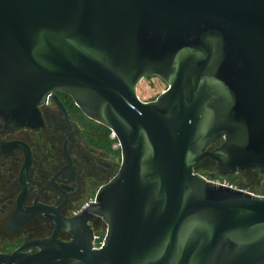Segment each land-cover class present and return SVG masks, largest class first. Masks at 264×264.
Segmentation results:
<instances>
[{
	"label": "water",
	"instance_id": "obj_1",
	"mask_svg": "<svg viewBox=\"0 0 264 264\" xmlns=\"http://www.w3.org/2000/svg\"><path fill=\"white\" fill-rule=\"evenodd\" d=\"M151 76L167 88L143 102ZM54 91L115 135L120 167L0 264H264V196L194 169L264 175V0H0V126H35Z\"/></svg>",
	"mask_w": 264,
	"mask_h": 264
},
{
	"label": "flooded vegetation",
	"instance_id": "obj_2",
	"mask_svg": "<svg viewBox=\"0 0 264 264\" xmlns=\"http://www.w3.org/2000/svg\"><path fill=\"white\" fill-rule=\"evenodd\" d=\"M38 117L33 127L0 126V253L50 238L51 217H78L120 167L115 135L69 95L51 92ZM97 223L106 227L95 215L86 222L93 237ZM56 238L71 240L62 230Z\"/></svg>",
	"mask_w": 264,
	"mask_h": 264
},
{
	"label": "rangeland",
	"instance_id": "obj_3",
	"mask_svg": "<svg viewBox=\"0 0 264 264\" xmlns=\"http://www.w3.org/2000/svg\"><path fill=\"white\" fill-rule=\"evenodd\" d=\"M166 88V83L160 78L155 76L145 77L137 85V96L143 102L153 101L160 93L165 91ZM197 173L204 176L208 180H217L236 186H242L244 190H247L255 195L264 196V175L257 172L246 171L222 175L216 171L215 163L210 160H203L199 163ZM97 225L98 227L95 236L98 237V241H102L105 235L106 227L102 223H97Z\"/></svg>",
	"mask_w": 264,
	"mask_h": 264
},
{
	"label": "built area",
	"instance_id": "obj_4",
	"mask_svg": "<svg viewBox=\"0 0 264 264\" xmlns=\"http://www.w3.org/2000/svg\"><path fill=\"white\" fill-rule=\"evenodd\" d=\"M112 135L114 136V134L112 133ZM207 179V178H206ZM208 180V179H207ZM214 183H217V184H221V185H224V186H227V187H231V188H239V186H236V185H232V184H229L227 182H220V181H217V180H210ZM244 190V189H243ZM247 191V190H245ZM249 192V191H248ZM251 193V192H250ZM102 243H103V240L102 241H98V237L95 236L94 239H93V247L95 249H99L101 246H102Z\"/></svg>",
	"mask_w": 264,
	"mask_h": 264
},
{
	"label": "trees",
	"instance_id": "obj_5",
	"mask_svg": "<svg viewBox=\"0 0 264 264\" xmlns=\"http://www.w3.org/2000/svg\"><path fill=\"white\" fill-rule=\"evenodd\" d=\"M214 147H215V146L213 145L212 148H214ZM204 160H210V159H207V158H206V159H204ZM202 161H203V160H202ZM210 161H211V160H210ZM212 162H213V161H212ZM213 163H214V162H213ZM198 167H199V164L196 165L195 168H194L195 171H197V172H198Z\"/></svg>",
	"mask_w": 264,
	"mask_h": 264
}]
</instances>
